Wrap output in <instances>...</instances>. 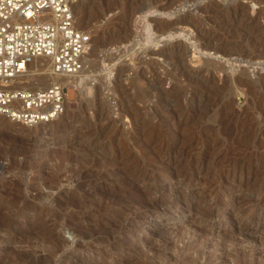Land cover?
<instances>
[{"label":"rangeland","instance_id":"obj_1","mask_svg":"<svg viewBox=\"0 0 264 264\" xmlns=\"http://www.w3.org/2000/svg\"><path fill=\"white\" fill-rule=\"evenodd\" d=\"M75 16L64 113H0V264H264V0Z\"/></svg>","mask_w":264,"mask_h":264},{"label":"built area","instance_id":"obj_2","mask_svg":"<svg viewBox=\"0 0 264 264\" xmlns=\"http://www.w3.org/2000/svg\"><path fill=\"white\" fill-rule=\"evenodd\" d=\"M79 0H0V113L30 125L50 121L66 109V85L10 89L35 57L51 60L52 70L73 74L84 66L91 35L75 16ZM17 107V110H14Z\"/></svg>","mask_w":264,"mask_h":264},{"label":"bare ground","instance_id":"obj_3","mask_svg":"<svg viewBox=\"0 0 264 264\" xmlns=\"http://www.w3.org/2000/svg\"><path fill=\"white\" fill-rule=\"evenodd\" d=\"M84 64H85V61H84ZM32 66L36 67L35 70H37V71L43 70L44 72H42V74H39V75H36L35 73L33 74L30 72V68ZM83 69L84 68H82L81 70H83ZM81 70H79L78 72L73 73V74L54 73V71L52 70L51 60L49 58L39 56V57L33 58L31 60V62L29 63L28 67L26 68V71L23 74L18 75L12 82H10L9 86H10V89H12L14 91H17L20 89H28L27 88L28 84H32L33 86L36 85L40 89H46L52 84L53 81L56 82V80L57 81L65 80V81H67L68 86H70V84L72 82L71 78L73 76H75L76 74H78ZM68 93H69V91H68ZM14 110H17V107H14ZM8 117L10 119H12L10 116H8ZM14 121H17V120H14ZM50 121H52V120H50ZM50 121H39V122H37V124L38 123H46L47 124ZM19 122H22V121H19ZM22 123H24V122H22Z\"/></svg>","mask_w":264,"mask_h":264},{"label":"water","instance_id":"obj_4","mask_svg":"<svg viewBox=\"0 0 264 264\" xmlns=\"http://www.w3.org/2000/svg\"><path fill=\"white\" fill-rule=\"evenodd\" d=\"M145 6H146L145 4L139 6V7L137 8V10H136V13L141 12V11L145 8Z\"/></svg>","mask_w":264,"mask_h":264}]
</instances>
